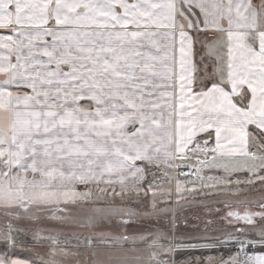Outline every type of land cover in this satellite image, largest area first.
I'll return each mask as SVG.
<instances>
[{"label":"snow or ice","instance_id":"obj_1","mask_svg":"<svg viewBox=\"0 0 264 264\" xmlns=\"http://www.w3.org/2000/svg\"><path fill=\"white\" fill-rule=\"evenodd\" d=\"M0 30V264L79 255L41 226L61 203L151 193L155 208L173 193L264 185V0H0ZM152 169L167 187L145 188ZM236 204L220 236L158 228L113 240L143 241L140 264L225 244L239 247L192 264H264V195ZM37 247L47 261L16 255Z\"/></svg>","mask_w":264,"mask_h":264},{"label":"rangeland","instance_id":"obj_2","mask_svg":"<svg viewBox=\"0 0 264 264\" xmlns=\"http://www.w3.org/2000/svg\"><path fill=\"white\" fill-rule=\"evenodd\" d=\"M202 158V157H201ZM181 170V169H180ZM163 169H152L146 175L144 181L145 188L149 183L162 184L167 187V180L164 178ZM154 173V175H153ZM205 177L216 176L223 177L225 173L222 170L205 169L202 173ZM248 173L241 171L234 173L231 179L246 180ZM184 179V177H180ZM174 184V181H173ZM93 191L95 193V186ZM239 191L234 187L227 192H212L209 194H201L199 192L192 195H185L182 199H177L175 193L170 199L156 198L155 208H153V198L151 193L147 197L141 194L139 199H131L121 201L119 198L112 200L111 198H99L94 195L88 200H78L76 203H61L59 211L53 207L45 213V219L41 222V226L48 231L45 235H53L58 239V247L66 248L71 252H77V256L64 257L56 256L58 264H85V261L90 259V262L97 261L99 264H108V257H115L106 253L104 256L100 253L104 250L112 253L120 252L121 256L128 264H134L143 259L146 252L143 241L115 242L113 237L119 236H133L141 233L153 231L154 229L174 228V234L180 236H220L219 234L206 233L201 226L188 227L184 225V220L192 214H198L205 208L222 207L228 204L237 205V201L241 200H256L261 195H264V185L259 181L252 185H245L243 183L239 186ZM78 191H85L83 185H77ZM125 209L130 210L136 215L131 217L124 215L111 214L110 209ZM151 214V215H149ZM55 217H62L57 219ZM89 218H92L93 224L87 225ZM167 218V219H165ZM174 219L175 224L169 225L166 220ZM124 221H127L125 223ZM86 239L91 240V246H87ZM209 243H212L209 241ZM89 250V251H88ZM116 250V251H115ZM46 248H25L17 251L16 255L21 258L32 259L38 261L43 257L47 261L48 256L45 255ZM201 249H184L176 250L173 254H184L185 256H196L203 253ZM39 253V255H37ZM124 254V255H123ZM163 254V253H162ZM101 259V260H100ZM122 259V260H123ZM26 260V259H25ZM100 260V261H99ZM106 261V262H102Z\"/></svg>","mask_w":264,"mask_h":264},{"label":"crops","instance_id":"obj_3","mask_svg":"<svg viewBox=\"0 0 264 264\" xmlns=\"http://www.w3.org/2000/svg\"><path fill=\"white\" fill-rule=\"evenodd\" d=\"M0 34H7V31L6 30H0ZM196 48H197V50H199L200 45L197 44ZM196 59L199 60V56H197ZM246 95H247V93H246ZM244 102L246 103L247 101L245 100ZM249 130L252 131L253 130V126H250ZM165 219H167V218H165ZM188 219H189V217L186 218V220H184L182 222H184V225H187L188 227H190L186 223L188 221ZM165 223L169 224L170 226L175 224L174 219H171L170 221L166 220ZM172 228H173V226H172ZM228 230H231V229H228ZM204 232L219 234V231H217V230H209V231H204ZM237 248H238V245L234 246V245H231V244H225V245L209 247V248H206V249H201L204 252L199 254V255H196V256H188V255L185 256L184 254H179V253L173 254L172 252L163 253V254H161V259L168 261V264H192V261H194L197 258L207 259L208 257L227 259L230 255L235 254V251H236ZM119 250H120V252H118V253L117 252L116 253H114V252L111 253L110 250L109 251L104 250V251H102L100 253V255L104 256L106 253H108V255L115 256L113 258L108 257V259H107L108 264H128V263H126V260L123 259L122 256H121L122 248L119 249ZM256 251H264V249H260L258 247L256 249ZM19 258H21V257H19ZM21 259H24V260L26 259L28 261H33L32 259H28V258H21ZM102 262H106V261H102ZM82 264H84V263H82ZM85 264H99V263L97 261L90 262V259H89V260L85 261ZM134 264H140V263L139 262H135Z\"/></svg>","mask_w":264,"mask_h":264},{"label":"water","instance_id":"obj_4","mask_svg":"<svg viewBox=\"0 0 264 264\" xmlns=\"http://www.w3.org/2000/svg\"><path fill=\"white\" fill-rule=\"evenodd\" d=\"M230 205L232 208L240 207L242 209V205ZM229 210V208L225 205L222 207H213V208H205L198 214H192L188 221L186 222L190 227L201 226L203 230H217L220 228H228L231 229L230 226L225 224V221L221 219L222 216ZM208 221H212L211 224H208ZM241 224L243 222H240Z\"/></svg>","mask_w":264,"mask_h":264},{"label":"built area","instance_id":"obj_5","mask_svg":"<svg viewBox=\"0 0 264 264\" xmlns=\"http://www.w3.org/2000/svg\"><path fill=\"white\" fill-rule=\"evenodd\" d=\"M179 171H181V172H187L188 171V169L187 168H182L181 170H179ZM239 247V246H238Z\"/></svg>","mask_w":264,"mask_h":264}]
</instances>
